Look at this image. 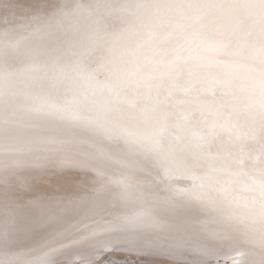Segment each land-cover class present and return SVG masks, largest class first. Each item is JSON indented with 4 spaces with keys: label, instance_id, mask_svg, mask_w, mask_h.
<instances>
[{
    "label": "clouds",
    "instance_id": "9594fccd",
    "mask_svg": "<svg viewBox=\"0 0 264 264\" xmlns=\"http://www.w3.org/2000/svg\"><path fill=\"white\" fill-rule=\"evenodd\" d=\"M245 2L194 22L201 0H51L0 32V191L103 163L130 188L166 192L171 209L154 210L205 224L209 242L264 229V194L247 190L264 184V20ZM41 129L97 143L87 157L27 147ZM57 206L76 222L104 211L88 196ZM0 233H16L5 200Z\"/></svg>",
    "mask_w": 264,
    "mask_h": 264
},
{
    "label": "bare ground",
    "instance_id": "6f19581e",
    "mask_svg": "<svg viewBox=\"0 0 264 264\" xmlns=\"http://www.w3.org/2000/svg\"><path fill=\"white\" fill-rule=\"evenodd\" d=\"M49 3L51 0H0V32L18 26L26 17ZM5 143L0 139V156L3 155ZM7 143L13 145L11 140ZM96 143L71 129H41L26 146L39 150L65 149L87 157ZM124 162L132 169H142L138 161L125 159ZM48 174L68 179L70 187L56 193L61 204L88 196L104 211L91 220L78 222L67 219L60 206L37 213L18 233H0V260H19L24 264H56L58 259L66 260L69 264H76L77 261L87 264L96 260H99V264H124V261L133 264L135 260L136 264H143L137 258L122 255L119 249L111 252L105 249L98 254L82 252L80 256L72 254L70 249L88 238L106 242L109 237L125 231L159 232L162 225L192 220L178 210L155 211V207L171 209L167 200L160 198L164 195L163 191L130 188L127 177L107 171L103 163L66 167L59 171L51 170ZM141 193L144 195L141 196ZM221 258L229 261L226 254H221ZM160 261L161 264H179V261L163 258ZM219 264H230V261Z\"/></svg>",
    "mask_w": 264,
    "mask_h": 264
},
{
    "label": "snow or ice",
    "instance_id": "6c2138e0",
    "mask_svg": "<svg viewBox=\"0 0 264 264\" xmlns=\"http://www.w3.org/2000/svg\"><path fill=\"white\" fill-rule=\"evenodd\" d=\"M237 3L238 0L233 4L228 0H201L193 20L198 22L213 11L222 13L231 10ZM244 6L264 20V0H246ZM69 187L67 178L43 174L31 176L24 183H12L5 191H0V200L9 204L14 231L18 233L35 214L54 209L59 203L56 193ZM247 190L264 194V184L258 183ZM160 198L167 200V193L164 192ZM219 200L242 216L254 214L247 203L233 201L223 191L219 194ZM205 228L203 223L186 219L183 223L162 225L159 232L125 231L109 237L106 242L88 238L74 245L70 252L80 256L82 252L98 254L105 249L109 252L119 249L122 255L137 258L143 264H161L160 258L179 261V264H219V256L226 254L230 264H264V229L257 230L251 238L224 233L221 242L216 243L208 241ZM56 264L69 262L58 259ZM76 264L81 262L77 261ZM87 264H99V260L88 261ZM124 264H128V261H124ZM133 264H136L135 260Z\"/></svg>",
    "mask_w": 264,
    "mask_h": 264
},
{
    "label": "water",
    "instance_id": "95a60500",
    "mask_svg": "<svg viewBox=\"0 0 264 264\" xmlns=\"http://www.w3.org/2000/svg\"><path fill=\"white\" fill-rule=\"evenodd\" d=\"M219 262H220V263H222V262H224V263H229V261H228V260H226V259H222V258H221V259H219Z\"/></svg>",
    "mask_w": 264,
    "mask_h": 264
},
{
    "label": "rangeland",
    "instance_id": "374dc122",
    "mask_svg": "<svg viewBox=\"0 0 264 264\" xmlns=\"http://www.w3.org/2000/svg\"><path fill=\"white\" fill-rule=\"evenodd\" d=\"M101 264H102V263H101ZM103 264H104V263H103ZM105 264H108V263H105ZM115 264H116V263H115ZM117 264H120V263L117 262Z\"/></svg>",
    "mask_w": 264,
    "mask_h": 264
}]
</instances>
